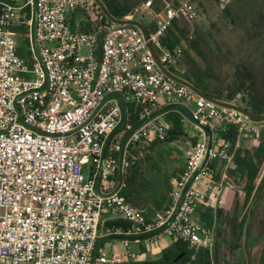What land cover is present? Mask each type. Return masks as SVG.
<instances>
[{
    "label": "built area",
    "instance_id": "built-area-1",
    "mask_svg": "<svg viewBox=\"0 0 264 264\" xmlns=\"http://www.w3.org/2000/svg\"><path fill=\"white\" fill-rule=\"evenodd\" d=\"M193 1L163 0L158 14L146 1L130 18H160L145 40L134 26L100 23L86 0H0V264H131L165 237L213 249L215 224L206 227L199 211L224 207L236 153L259 142L264 122L200 97L157 66L149 43L161 64L178 67L183 48L163 40L176 20H198ZM171 108L197 141L169 205L148 219L124 191L137 153L166 139L160 112ZM230 127L235 143L221 138ZM106 214L128 227L99 247ZM116 243L123 252L110 250Z\"/></svg>",
    "mask_w": 264,
    "mask_h": 264
},
{
    "label": "trees",
    "instance_id": "trees-1",
    "mask_svg": "<svg viewBox=\"0 0 264 264\" xmlns=\"http://www.w3.org/2000/svg\"><path fill=\"white\" fill-rule=\"evenodd\" d=\"M149 0H103L105 5L111 11V13L119 19H130L135 16L137 10ZM99 19L100 23H107L109 20L104 17L101 9L94 3L93 0L89 1ZM180 2L173 3L174 6L179 5ZM154 8L161 12L163 9V4L157 5L156 0H154ZM225 15L229 13V8L226 6L222 9ZM75 19L72 21L75 27ZM156 28V22L147 26L149 31ZM79 29L84 32H92L93 28L90 24L81 22ZM248 35L251 36L250 42H264V13L258 15L252 23L248 26ZM202 33L193 24L188 23L184 20H176L173 25L167 31L165 38L163 40L164 45L170 49L176 47L183 48V55L181 61L177 68H173V72L178 76L190 81L196 85L199 89L203 90L208 95L217 98L219 100L233 102L238 96L244 93L248 94V97L242 96L244 102L248 104V109L257 114L264 113V102L257 103L258 97L252 95V91L255 85L254 78L257 75V68L259 66L260 59L257 55L251 54L249 51L248 58L250 63L243 62V65L239 67V74L245 75L244 78L247 79V83H240L239 85L229 86L226 82L227 74L224 71V63L216 55L211 48H209L208 43L203 40ZM20 42L24 43V39ZM223 42V41H222ZM224 43V42H223ZM226 45V43H224ZM238 47V53L236 51H229L232 57H241L244 52L242 46L236 45ZM227 47V46H226ZM228 48V47H227ZM19 55L24 56L23 48H20ZM195 56L200 57L204 62V67H201ZM183 63L185 67H183ZM263 63V62H262ZM262 69L264 73V64H262ZM245 71V74H244ZM166 109L160 113H166V121L169 125L167 136L164 141H156L151 143L145 150H143V155H137L139 158L134 161L129 176L127 179V187L124 191V195L128 202L137 208L143 209L145 215L148 219L152 218L151 207H150V193L153 189V184L156 182L159 185L158 194L159 203L166 197L167 193L171 188V180L175 179L179 172L174 171L171 174H164L162 177H158L161 172L159 161H157V156H163L161 150L164 146L171 143H185V147L181 150H176L169 154V158L173 156L174 153L177 154H187L191 147L196 143L197 139L192 138L190 134V129L186 128L182 121L178 111ZM179 110V109H177ZM136 112V111H135ZM221 138L223 140H229L232 143L236 141V133L234 127H230L228 134H222ZM148 165L155 170L156 176L154 179L151 174H149L150 169H147ZM264 170V135L259 139L256 147L253 149H246L244 146L239 148L236 153L234 164L231 168V175H238L244 182V192L245 200L243 206L237 204L236 218L238 224L231 226L232 217L228 216L227 213L218 209L216 214L212 209H200L199 214L201 217V222L209 228H212L215 224V244L213 249L199 248L198 250L190 249L186 243L180 240L173 239L174 243L172 246L164 249L158 258L152 259L148 257L144 261L131 263V264H242L241 259L238 255H232L231 247H229V253L224 247H228L229 242V230L234 231L232 234H237L236 244L234 245V251H239L242 249L244 229L247 228V238L249 242L250 236V226L248 227V222L245 217L242 216L243 208L249 203L250 199L255 195V204L259 203L262 198V192L264 191V176L262 173ZM225 217V218H223ZM224 219V220H223ZM223 220L226 225L222 229L219 227V221ZM231 224V225H230ZM118 227L126 228L128 223L124 220H117L110 224V229H115ZM223 230V232H222ZM223 235V236H222ZM121 238V237H118ZM220 239V242H219ZM235 239V238H234ZM224 243V247H223ZM183 255L178 261H175L179 256ZM234 256V259L233 257ZM264 260V256H263ZM264 264V261L263 263Z\"/></svg>",
    "mask_w": 264,
    "mask_h": 264
},
{
    "label": "rangeland",
    "instance_id": "rangeland-1",
    "mask_svg": "<svg viewBox=\"0 0 264 264\" xmlns=\"http://www.w3.org/2000/svg\"><path fill=\"white\" fill-rule=\"evenodd\" d=\"M90 1V0H86ZM163 0H156L157 5H161ZM169 3L181 2L183 0H167ZM193 4L195 5L198 12V20L193 23L194 27H197L202 33L203 40L208 43L209 48L218 55V57L224 63V71L227 74L226 82L229 86L239 85L240 83L248 82L243 74H239V67L243 65V62L250 63L248 58L249 51L253 55H257L260 59L259 66L257 68V75L253 79L255 82L252 94L255 97H258L259 102H264V73L262 69V64H264V42H250L251 36L248 35V26L253 20L260 14L264 13V0H194ZM229 8V13L227 15L222 11L225 7ZM156 14L160 13L154 8ZM146 27L151 25L153 22H158L160 18L151 17L145 15L143 17H138ZM226 45H224V43ZM245 47L244 52L241 57H232L229 54V51H236L238 53V47L236 45ZM228 48H227V47ZM249 50V51H248ZM86 50H82V54H86ZM197 63L204 67L203 60L195 56ZM263 62V63H262ZM183 67H185L183 63ZM245 74V71H244ZM250 85V82L247 83V86ZM248 97L247 93L239 97ZM185 143H171L163 147L161 154L163 156H157V161L161 168V172L158 174V177L164 176L165 173H169L173 167V161L169 154L175 152L176 150H181L185 147ZM246 149H253L256 147L255 142L247 141L244 145ZM147 169L149 174L153 176L154 179L156 176L155 170L148 165ZM231 169L229 170L228 178L225 181L224 189V207L221 208L224 210L228 216L232 217L231 226L238 224L236 218H233L236 215V206L240 204L243 206L245 200L244 192V182L238 175H231ZM85 174L87 177H91V165L85 168ZM264 176V170L262 177ZM159 185L156 182L153 184V189L150 193V207L155 209L159 205V194H158ZM262 198L259 200L258 204H255L256 196L254 195L249 203L243 208L242 216L247 219L248 227L251 229L249 242L247 238V228L244 229L243 236V247L239 251H234V245L236 244L237 234H232L234 228L229 230V239L231 240L228 244V247H223L227 249L229 253V247H231L232 255H238L241 259L242 264H262L264 256V191L262 192ZM225 218V217H223ZM224 220V219H223ZM223 220L219 221L218 225L222 229L226 225ZM223 232V230H222ZM223 236V235H222ZM235 238V239H234ZM220 242V239H219ZM174 243L172 238H165L163 241L159 242L154 249L151 251L150 258L156 259L159 257L161 252L172 246ZM229 253V254H230ZM234 259V256H232Z\"/></svg>",
    "mask_w": 264,
    "mask_h": 264
},
{
    "label": "water",
    "instance_id": "water-1",
    "mask_svg": "<svg viewBox=\"0 0 264 264\" xmlns=\"http://www.w3.org/2000/svg\"><path fill=\"white\" fill-rule=\"evenodd\" d=\"M93 1L101 9L104 17H106L111 23H114L117 25L134 26L141 31L145 40L149 39V30L140 20H138V19H119L111 13V11L105 5L103 0H93ZM148 47L150 49L152 56L154 57V59L157 63V66L167 77L171 78L172 80H174L175 82H177L179 84H182V85L189 87L194 92H196L200 97L205 98L206 100L211 101L218 106L229 108V109L235 110V111L243 114L253 123L259 124V123L264 122V113L263 114L253 113L249 109H246V108H244L240 105H237L235 103L227 102V101H223V100H219L217 98H214V97L208 95L207 93H205L203 90L199 89L196 85H194L190 81L178 76L172 70L168 69L163 64H161L159 57H158V54H157L155 48L153 47V45L151 43L148 44ZM182 256L183 255L179 256L175 261H178Z\"/></svg>",
    "mask_w": 264,
    "mask_h": 264
},
{
    "label": "crops",
    "instance_id": "crops-1",
    "mask_svg": "<svg viewBox=\"0 0 264 264\" xmlns=\"http://www.w3.org/2000/svg\"><path fill=\"white\" fill-rule=\"evenodd\" d=\"M162 4H163V1H162ZM183 156H184L183 153L182 154L174 153L173 156L171 157V159L173 161L174 168L177 171H182L183 168L185 167L187 157H186L185 160H183ZM172 183H173V180H171V187H172ZM170 190H171V188H170ZM170 190L167 193L166 197L159 203V205L155 209L150 208L151 209L150 212H151L152 216L154 215L155 212L161 211V210H163L165 207H167L169 205V203H170ZM114 221H117V220L112 218L110 215L106 214V215H104L102 217V222H101V225H100V233H101L102 237L98 240V246L99 247H102V246H105V245L108 246V243L116 242V241H118L120 239V238H118L116 236H106V235H108V233L111 230H113V229H110L109 226ZM165 238H167V237H165ZM165 238H163L161 241H163ZM109 248L112 251H115V250L118 251V252H123L124 251V248L122 247V245L120 243H116L113 246H110ZM134 249L136 251H138V248H134ZM153 249H154V246L149 249L147 258L150 257L151 251Z\"/></svg>",
    "mask_w": 264,
    "mask_h": 264
},
{
    "label": "flooded vegetation",
    "instance_id": "flooded-vegetation-1",
    "mask_svg": "<svg viewBox=\"0 0 264 264\" xmlns=\"http://www.w3.org/2000/svg\"><path fill=\"white\" fill-rule=\"evenodd\" d=\"M252 95H254V94H252ZM232 103H235V104H237V105H240V106H242V107L248 109V104H247L246 102H244V100L242 99V97H239V96H238V97H237ZM257 103H260V102L257 101ZM183 155H184V156H183V160H185L186 157H187V155H186L185 153H184ZM172 165H173V164H172ZM174 171H176V170H175L174 165H173L171 172H169V173H165V175H166V174H171V173H173ZM172 180H174V179H172Z\"/></svg>",
    "mask_w": 264,
    "mask_h": 264
}]
</instances>
